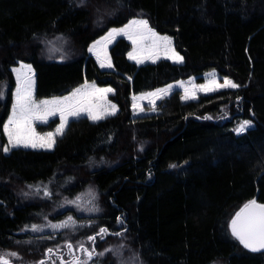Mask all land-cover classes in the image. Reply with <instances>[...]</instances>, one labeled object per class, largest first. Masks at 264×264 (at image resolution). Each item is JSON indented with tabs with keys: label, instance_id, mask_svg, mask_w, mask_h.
Returning a JSON list of instances; mask_svg holds the SVG:
<instances>
[{
	"label": "trees",
	"instance_id": "1",
	"mask_svg": "<svg viewBox=\"0 0 264 264\" xmlns=\"http://www.w3.org/2000/svg\"><path fill=\"white\" fill-rule=\"evenodd\" d=\"M134 18L173 38L183 63L138 66L119 39L114 71L100 69L90 44ZM18 62L32 65L37 100L87 81L114 90L118 113L71 121L52 151L5 155ZM210 71L239 87L190 102L174 91L133 117L132 96ZM242 121L253 125L238 134ZM253 199L264 204V0H0V257L62 264L71 243L95 249L88 264H264L231 231Z\"/></svg>",
	"mask_w": 264,
	"mask_h": 264
},
{
	"label": "snow or ice",
	"instance_id": "2",
	"mask_svg": "<svg viewBox=\"0 0 264 264\" xmlns=\"http://www.w3.org/2000/svg\"><path fill=\"white\" fill-rule=\"evenodd\" d=\"M133 25H139L143 29L147 31V34L150 35L154 41L159 42L165 46H167V50L171 52V55L168 56L169 59H174L175 62L181 63L183 62V57L175 52V49L171 48V40L168 37H159L153 32L150 28H148V22L146 20L141 21H133L129 27ZM128 34L127 29H113L108 37L105 39H110L114 35L118 34ZM130 38H132L130 36ZM99 43V42H98ZM135 44L136 41L133 40ZM92 49H90L91 51ZM129 59H135L138 63H142L143 60L139 59L133 53L129 54ZM154 62V61H153ZM112 67L111 63H101V67ZM22 69H27V73L22 74L20 69H16L17 79L19 81V86L16 90V98L15 103L12 108V115L9 117L7 123L4 125V131L8 137V144L11 147H32V148H51L54 144L53 134L48 133L46 137L37 136L34 133V130L31 129V121L33 119H42L46 120L48 115H55L56 112L60 113L61 117V125L57 129V134H62L65 125L68 122V117H78L82 113H86L88 119L93 121H98L105 118L106 115H114L116 112V106L109 105L111 109L108 111L104 110H94L91 106L84 107L78 106L76 98L81 96L89 87H91L95 92L99 93H107L111 92L112 89H95L94 85L85 84L83 88H77L70 96H66L63 98L53 99V100H43L37 103L33 99V85L34 80L31 73L30 65H21ZM212 87L201 86V90L203 91H216L218 88H236L239 85L233 83L231 80L225 79L223 84H217L214 80L211 82ZM187 93V89L185 90ZM168 89H160L157 90L156 93H151L150 95L155 96L157 99L162 98V95L167 94ZM195 99L194 95L189 96L185 95L184 99ZM154 110V109H153ZM251 126L250 121H243L239 127L235 130L238 134L243 133L247 130L248 127ZM4 152L10 151L9 147H4ZM174 167V166H173ZM45 196H49L50 193L45 191ZM68 203H75L74 201H68ZM69 224H75V221L72 217H68V220L62 222L60 224H52L50 227L53 229H60L68 227ZM32 231H40L38 226L33 225L31 227ZM107 230L104 228L100 229L101 238H103V234ZM231 231L232 235L240 241V243L247 249L252 252H260L264 250V204L257 203L256 200H252L249 203L245 204L240 212L236 214V217L231 221ZM96 237H89L90 241H95ZM69 252H71L73 245L68 243L66 245ZM81 250L86 254L87 260H91L93 256V252L95 249L89 251L87 248H84L83 245H80ZM53 249L49 248L48 253L51 254ZM12 256H16V253H11ZM103 255V253H100ZM87 260H80L78 257L73 256V259L67 264H87ZM0 264H10V261L0 257ZM44 264V262H41Z\"/></svg>",
	"mask_w": 264,
	"mask_h": 264
},
{
	"label": "rangeland",
	"instance_id": "3",
	"mask_svg": "<svg viewBox=\"0 0 264 264\" xmlns=\"http://www.w3.org/2000/svg\"><path fill=\"white\" fill-rule=\"evenodd\" d=\"M105 16H107V14H103ZM141 20H145V19H141V18H134L131 19L128 23H126L124 26L119 27V28H111L109 29L103 36H100L99 38H97L94 42H92L88 48V54L89 56H91L92 58L95 59V61L97 62L98 66L100 69L102 70H107V71H112L113 65H112V61H111V57H110V49L111 47L119 40V39H124L126 40L128 43L131 44L132 49L130 50V52L128 53L127 57L128 60L131 62H134L138 65H145L147 63H157L161 60H166L169 61L173 64L176 65H181L183 62L181 63H177L175 62L174 59H169L168 56L171 55V52L167 50V46L154 41V39L147 34V31L145 29H143L141 26L139 25H133L132 27H129V25L132 24L133 21H141ZM147 21V20H146ZM148 22V21H147ZM148 28H150L153 32L156 33L157 36L159 37H168L171 40V48L175 49L174 47V39L169 37V36H162L159 35L148 23ZM113 29H127L128 30V34H118V35H114L112 38L110 39H105L106 37H108V34L113 30ZM130 36L132 38H130ZM133 40L136 41V43H133ZM40 42H42V44L45 47L46 53L48 55H51L52 53H54V50H58V48L56 47L59 43L58 41H53L52 43L47 42L45 40H39ZM99 42V43H98ZM51 44H53L54 46H51ZM90 49H92L90 51ZM176 53H178L175 50ZM133 53L134 55H136L139 59H142L143 62L142 63H138L137 60L135 59H129V54ZM179 54V53H178ZM180 55V54H179ZM181 56V55H180ZM154 61V62H153ZM111 63L112 67H101V63H104L105 65H107V63ZM21 65H30L24 62H18L16 66L12 67V73L14 75V79H15V89L13 91V96H12V106H11V110H10V114L9 117L12 115V108L13 105L15 103V98H16V90L17 87L19 86V81L17 79V72L15 71L16 69H20L21 73H27V69H22ZM31 66V73H29L30 75H32L33 80H34V85H33V99L39 103L40 101L43 100H53V99H58V98H63L66 96H70L71 93H73L77 88H83V86L85 84L91 86L94 85L95 89H112L109 86H99L96 83L93 82H84L82 85H80L79 87H77L76 89H74L71 93H69L66 96L63 97H55V98H50V99H42V100H37L36 96H35V91H36V73ZM228 79V78H224L222 76H220L216 71H210L207 73H204L201 76H193L190 77L186 80H181L175 83H172L170 85H167L166 87L160 88V89H168L167 94L162 95V98L157 99L155 96L150 95L151 93H156L157 90L160 89H156L152 92L149 93H144V94H138V95H134L132 97V115L133 117H142V116H147V115H152V114H156L158 113L157 111V106L158 104L165 98H168L174 91H180L182 93V101L184 102H190V101H197L199 99L200 96H205V95H211L214 93H217L219 91L222 90H226V89H234V88H218L216 91H203L201 90V86H207V87H212L214 85L211 84V82L214 80L217 84H223L224 80ZM201 80V82H200ZM230 80V79H228ZM187 89V93L186 90ZM113 89L111 92H107V93H99V92H95L91 87H89L84 93L81 94V96L76 98V103L78 106H84V107H88L91 106L94 110H104L107 109L108 111H110L111 109L109 108V105H115L116 106V112L114 115L117 114L118 112V107L117 105L110 99L111 95L113 94ZM189 95L192 96L194 95L196 98L195 99H184L185 95ZM154 109V110H153ZM113 115H106L105 118L107 117H111ZM8 117V119H9ZM82 117H87L86 113H82L80 116L78 117H73V116H69L68 117V122L64 127L63 133L62 134H57V129L60 127L61 125V117H60V113L56 112L55 115H48L46 120H42V119H33L31 121V129L34 130V133L37 136L40 137H46L48 133H52L53 134V140L55 141L54 144L52 145L51 148H32V147H11L8 144V137L5 133V136L7 138V144L4 147H9L10 151L8 152H4L5 155H9L11 153V151H13L14 149H18V148H23V149H32V150H37V151H52L56 145L57 139L62 137L65 134V131L68 127V124L76 119L82 118ZM88 118V117H87ZM103 118V119H105ZM8 119L6 120L5 123H7ZM101 119V120H103ZM56 126L54 128V130L52 131H44V132H39L37 127L40 126H47L50 123H52L53 121H56ZM101 120H98L96 122H99ZM90 121H93L90 119ZM243 122V121H242ZM241 122V123H242ZM240 123V124H241ZM239 124V125H240ZM253 124H251L250 127L247 128V130L243 133H246ZM239 127V126H238ZM240 133V134H243ZM23 195V194H22ZM59 254H61L62 252H58ZM73 256L78 257L80 260H87V256L85 253H83L82 256L78 255L77 252L75 250H71V252L66 253V258L63 259V257H59L57 256V259H61V263L62 264H67L66 260L71 261L73 259ZM5 259V258H4ZM94 259V256H92V259ZM91 260H87V264L89 262H91ZM124 264V263H123Z\"/></svg>",
	"mask_w": 264,
	"mask_h": 264
},
{
	"label": "water",
	"instance_id": "4",
	"mask_svg": "<svg viewBox=\"0 0 264 264\" xmlns=\"http://www.w3.org/2000/svg\"><path fill=\"white\" fill-rule=\"evenodd\" d=\"M258 203V202H257ZM261 204V203H260ZM263 251V250H262Z\"/></svg>",
	"mask_w": 264,
	"mask_h": 264
}]
</instances>
